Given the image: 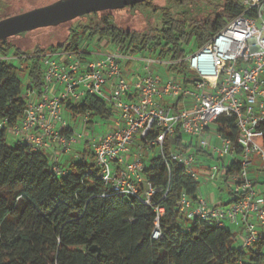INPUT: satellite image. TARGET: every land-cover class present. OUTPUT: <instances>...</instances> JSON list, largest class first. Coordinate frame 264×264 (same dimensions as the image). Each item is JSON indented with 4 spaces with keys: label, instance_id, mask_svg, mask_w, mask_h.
<instances>
[{
    "label": "built area",
    "instance_id": "built-area-1",
    "mask_svg": "<svg viewBox=\"0 0 264 264\" xmlns=\"http://www.w3.org/2000/svg\"><path fill=\"white\" fill-rule=\"evenodd\" d=\"M241 5L242 13L184 57L185 73L170 70L175 66L180 71L175 61L118 50L40 53L42 92L27 80L24 116L12 126L5 119L0 127H8L17 140L45 152L59 177L68 172L63 158L79 143L90 144L95 169L106 188L103 196L136 197L153 207L155 239L161 236L165 208L154 200L160 194V200L166 199L170 181L165 189L147 180L148 153L159 148L168 169L178 163L199 181L196 148L214 160L206 169L209 180L226 183L234 199L227 205H211L203 197L193 199L183 193L178 203L181 219L222 227L240 225L241 247L255 249L264 241V195L258 193L251 177L255 160L264 171V0H241ZM16 58L3 57L7 62ZM139 64L138 74L135 66ZM164 67L169 72H162ZM89 95L104 100L113 110L108 129L91 137L89 132H77L64 116L68 103L77 105ZM79 116L78 125L87 130L90 114ZM231 124L234 139L223 131ZM176 135L191 148L171 147L165 152L166 143ZM184 137L189 142H183ZM235 167L237 172L226 175Z\"/></svg>",
    "mask_w": 264,
    "mask_h": 264
},
{
    "label": "trees",
    "instance_id": "trees-1",
    "mask_svg": "<svg viewBox=\"0 0 264 264\" xmlns=\"http://www.w3.org/2000/svg\"><path fill=\"white\" fill-rule=\"evenodd\" d=\"M147 0L134 6L163 11V25L154 34L123 30L116 25L112 13H104L100 23L72 29L69 39L50 48L37 47L32 55L20 48L14 55L32 60L31 65L20 68L3 57L13 48L7 39L0 45V122L7 119L8 126L17 124L24 116L27 101L25 83L21 73L28 69V80L41 93L44 88L43 66L37 56L45 51L82 50V37L98 38L110 50L125 54L154 56L175 61L174 74L186 72L182 62L189 48L202 47L228 20L243 12L241 0H226L221 11H214L203 23L189 20L183 13L176 19L167 9ZM177 6L210 0H171ZM81 34V35H80ZM75 115L90 114L92 129L98 119L110 120L113 110L102 99L89 95L75 105L67 104ZM220 122H225L221 118ZM232 123V121H231ZM224 129L233 139L236 131L231 124ZM8 127H0V264H263L264 241L255 249L236 245L238 235L228 227L211 225L200 220L184 221L178 203L187 193L198 198L199 181L186 174L184 168L173 163L168 169L161 155L153 157L145 170L147 180L157 187L170 181L166 199L155 203L165 208L161 217V236L153 238L156 213L136 197L113 194L104 197L106 188L101 180L93 154L88 151L80 160H73L66 175L57 176L51 169L45 152L34 150L16 140L10 144ZM178 148L189 150L179 135L169 139ZM200 153L199 151H196ZM238 171L229 169L226 175ZM256 185V183H255ZM162 197V196H161ZM98 246L100 253L91 251Z\"/></svg>",
    "mask_w": 264,
    "mask_h": 264
},
{
    "label": "rangeland",
    "instance_id": "rangeland-1",
    "mask_svg": "<svg viewBox=\"0 0 264 264\" xmlns=\"http://www.w3.org/2000/svg\"><path fill=\"white\" fill-rule=\"evenodd\" d=\"M59 0H0V20L15 16L21 13H25L28 11H31L33 9L45 7L47 5L53 4ZM226 2V0H210V1H197L194 4H188L184 6H177L175 5L171 0H153L152 3L155 6L160 7L161 9H167L172 13V15L176 19H182L183 13H186L188 15L189 20L197 23H203L209 16L214 14V11H221L223 4ZM112 13L116 25L123 29V30H131V31H137L139 33L143 34H154L155 30L160 28L163 25L164 22V15L163 11L155 12L146 6H139L136 8H123L113 11H103V12H97V13H91L87 14L81 17H78L76 19L61 23L56 26H49V27H43L38 28L32 31H27L20 33L18 35L12 36L8 38L7 40L13 44V48L11 51L7 53L6 57L12 58L14 57V50L16 48H20L23 50L27 55H32L37 47L40 48H50L51 46H55L59 43L65 42L70 37V33L72 29H78L82 31V28L84 26H95L96 24L100 23V20L104 16V13ZM81 35V34H80ZM1 45V41H0ZM81 49H88L90 51H98V52H104L106 50H110V48L105 47L104 44L98 39V38H88V37H82L81 40ZM50 50V49H48ZM194 48L188 49V54L194 51ZM136 57L141 56L140 53H137L135 55ZM152 57H154L152 55ZM14 64L19 66L20 68H24L31 65L32 60H25L24 58H16L14 61ZM132 65H135L133 63ZM130 66H128L129 68ZM138 72H140V69H142V65L139 64ZM168 67L162 68V72H169L167 71ZM28 69L25 71V73H21V77L26 84L27 77H28ZM193 106V103H190L188 105V108L191 109ZM65 118L69 122V124L76 129L77 132L81 133H88L90 134V137L94 135V133H102L103 131L107 130L110 124V121L105 119H98L97 123L95 124V128L92 129V125H88V129L86 130L84 126H79V119L80 116H72L69 112L64 113ZM8 142L10 144L15 143L16 138L9 132L7 135ZM188 137H184V142H189ZM85 141V140H84ZM86 148L81 153L83 156L88 153V151H91L90 144L86 143ZM172 147H176V142H172ZM196 149V148H195ZM152 154L149 155L148 153V159L151 160V158L156 157L160 155V149L155 148V150H152ZM147 157V155H145ZM92 160L95 163L94 156ZM150 162V161H148ZM214 163V160L212 159H203V157L200 158L198 164L196 165L195 169L199 174V191L198 194L202 195L203 198H205L207 201L210 199V197L213 196V198L220 199L221 206L227 205L234 199V195L230 191L228 185L225 183L223 186L218 184L216 181L213 182L209 180L208 173L206 172V169L210 164ZM218 163V162H217ZM256 167H254L255 169ZM253 169V170H254ZM251 177L253 179H257L258 183L256 185L258 190H261L264 193V171H262L261 175L257 176V173L252 171ZM221 187V190L219 188ZM232 231H234L236 234L237 232H240V227L236 225H228ZM238 235V234H237ZM242 238L238 235V241L236 245L241 246L243 245ZM264 264V263H263Z\"/></svg>",
    "mask_w": 264,
    "mask_h": 264
},
{
    "label": "water",
    "instance_id": "water-1",
    "mask_svg": "<svg viewBox=\"0 0 264 264\" xmlns=\"http://www.w3.org/2000/svg\"><path fill=\"white\" fill-rule=\"evenodd\" d=\"M145 1L147 0H59L45 7L0 20V41L23 32L56 26L87 14L123 9ZM90 250L101 252L96 245Z\"/></svg>",
    "mask_w": 264,
    "mask_h": 264
},
{
    "label": "crops",
    "instance_id": "crops-1",
    "mask_svg": "<svg viewBox=\"0 0 264 264\" xmlns=\"http://www.w3.org/2000/svg\"><path fill=\"white\" fill-rule=\"evenodd\" d=\"M139 65H136L135 66V70H138V67ZM126 73H128V69H126ZM140 72H138V74H139ZM55 88V87H54ZM59 88V87H58ZM65 112H69L70 113V115H72V116H74V117H76V116H78V115H75L72 111H70V110H66ZM17 140V139H16ZM184 142V141H183ZM186 143V142H185ZM86 144V142H81V143H79L77 146H76V148H75V151L73 152V153H71V154H69V155H66L64 158H63V165L65 166V167H67V168H69L70 167V165L72 164V161L73 160H75V157L78 155V156H82V157H84L81 153L83 152V150L86 148V146L87 145H85ZM190 146V145H189ZM177 147V146H176ZM155 150V149H154ZM85 151V150H84ZM193 151H199L200 153H198V155H199V157L201 158V157H203V159H208L209 157H208V155L206 154V153H204V152H202V151H200V150H198V149H195V148H193ZM81 152V153H80ZM152 151H150V154L149 155H151L152 153H151ZM152 159V158H151ZM210 159V158H209ZM255 169L253 170V172H255V174L257 173V176H259V175H261V173H262V169H260V162L258 161V160H255ZM255 180V183H256V185H257V183H258V180L257 179H254ZM218 184H220V186L222 185H224L225 183H223V182H221V181H218L217 182ZM219 186V188H220V190H221V187ZM256 189H257V187H256ZM257 191H258V193L259 194H261V195H264V193L261 191V190H258L257 189ZM198 197H203L202 195H200V194H198ZM208 203L209 204H211V205H216V204H220V199H217V198H213V196L212 197H210V199H208ZM229 229H231L229 226H227ZM238 227H240V232H237V234L242 238V236H243V227L242 226H238ZM232 230V229H231Z\"/></svg>",
    "mask_w": 264,
    "mask_h": 264
}]
</instances>
